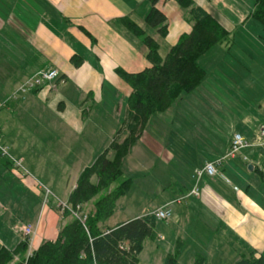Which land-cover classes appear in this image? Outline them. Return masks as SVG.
Wrapping results in <instances>:
<instances>
[{
	"label": "crops",
	"instance_id": "crops-1",
	"mask_svg": "<svg viewBox=\"0 0 264 264\" xmlns=\"http://www.w3.org/2000/svg\"><path fill=\"white\" fill-rule=\"evenodd\" d=\"M193 1L230 32V43L212 49L213 65L209 60L202 61L210 51L200 59L199 64L207 72L206 79L170 110L153 116L124 159L125 177L130 171L129 160L137 173L154 174L151 180L156 187L154 196H162V204L153 206L151 212H148L151 207H144L139 214L121 223L101 227L104 230L114 228L170 205L174 215L167 224L179 230L177 236L171 231L170 247L178 241L183 243L182 249L191 245L197 252L190 264H195L198 256L203 257L206 264L208 258L223 257L221 245L218 246L223 243L227 251L223 260L235 264L250 251L264 250V141L258 135L264 125V28L252 17L255 0ZM157 8L167 18L165 38L146 21L151 9L147 0H0V138L10 157L21 165L17 168L14 161L0 155L2 180L14 177L22 180L20 168L41 174L48 164L54 163L75 172L68 182L72 194L82 172L109 148L127 117L126 101L132 89L116 70L136 74L151 66L147 60L148 49L142 40L117 21L128 17L136 22L159 44L160 55L162 46L169 53L183 34L192 31L188 11L175 0H159ZM73 58L80 59L81 65L75 66ZM209 66L213 68L210 70ZM51 69L58 70L64 80L56 91L43 88L12 96L27 79ZM212 75H215L212 84L207 85ZM105 88L117 90L123 96L122 102L113 104L114 113L117 109L118 116H124L122 122L118 120L120 117L111 119L110 115L98 110L110 100L104 96ZM72 94L75 96L71 99ZM195 102L197 106H192ZM256 105L260 107L259 112L253 109ZM226 106L231 108L230 121L234 129L226 139L218 129L182 130L180 123L185 115L200 112L206 122L205 114L223 112ZM232 107L236 109L233 111ZM50 110L56 116L53 120L46 119L54 122L52 145L44 140V132H39V137L36 131L21 132L9 127L20 114L32 116V111H37L43 116ZM215 118L220 116H214V123ZM176 121L179 126H175ZM157 124L160 126L154 130ZM235 133L251 144L243 151L248 162L241 157L225 160L217 166L220 177L204 175L198 179L196 171L227 155ZM33 138L43 140L37 144ZM189 138L195 139L192 144L186 141ZM34 154L41 158L47 155L44 163L48 164L43 168L41 162L36 164ZM250 165L260 181L248 175L247 172H252ZM31 183L35 187V181ZM195 188L198 195L191 194ZM15 191L13 196H8L9 200L17 196ZM8 194L9 190L0 189V196ZM177 200L181 202L178 204ZM3 202L5 199L0 198V208L3 207L6 216L10 212V217H14L13 210L9 211L10 207L3 206ZM82 208L92 212L94 202ZM57 211L58 215L49 216L46 226L43 220L29 224L37 227L33 251L45 242L55 241L62 227L72 220L65 219ZM7 218L8 221L0 222V232L9 235L5 242L0 240V250L12 251L24 240L22 236L14 242L10 236L12 229L21 231L25 225L13 226V220ZM62 218L65 219L63 224ZM188 226L191 228L187 229ZM220 230L228 236L226 242H219L222 240L218 238ZM237 246L245 253L238 252ZM231 255L233 260L227 261Z\"/></svg>",
	"mask_w": 264,
	"mask_h": 264
},
{
	"label": "trees",
	"instance_id": "trees-1",
	"mask_svg": "<svg viewBox=\"0 0 264 264\" xmlns=\"http://www.w3.org/2000/svg\"><path fill=\"white\" fill-rule=\"evenodd\" d=\"M147 1L151 9L146 21L165 38L168 23L166 16L157 8L159 0ZM175 1L188 11L192 31L183 34L165 58L159 53V44L136 22L128 17L117 21L142 40L148 49L147 60L151 66L136 74L116 70L132 89L127 101V117L109 148L82 172L77 188L68 200L74 208L94 202V210L85 224L73 218L62 227L55 241L43 243L28 259V240H23L12 251L2 248L0 264H139L145 240L158 239L157 219L150 214L114 228L104 230L101 227L114 215L117 201L132 185L133 181L124 176V159L140 140L153 116L170 110L206 79L207 72L199 64L200 59L216 46L229 44L231 40L230 32L193 0ZM252 17L264 28V0H255ZM85 34L91 37L88 32ZM72 62L77 67L81 65L80 59L73 58ZM63 217L69 218L70 214ZM182 247L183 243L178 241L174 254L168 255L165 264H176ZM195 264H204L203 257L198 256ZM235 264H264V250L250 251Z\"/></svg>",
	"mask_w": 264,
	"mask_h": 264
},
{
	"label": "rangeland",
	"instance_id": "rangeland-1",
	"mask_svg": "<svg viewBox=\"0 0 264 264\" xmlns=\"http://www.w3.org/2000/svg\"><path fill=\"white\" fill-rule=\"evenodd\" d=\"M149 26H147L148 28ZM161 56L162 58H165L167 56V49L162 46L161 48ZM213 55L214 51L211 50L206 57L202 59V61H208L213 65ZM207 68H213L212 66H209ZM211 70V69H210ZM211 73V72H210ZM213 73V71H212ZM215 75L211 76V79L209 80L208 84H212V77ZM28 80V79H27ZM207 87V86H206ZM57 90V89H56ZM55 90V91H56ZM15 94V93H14ZM13 96V95H12ZM74 94L70 95L71 99L74 98ZM104 96L110 97V100L105 102L104 105L100 106L98 110L100 112H105L108 115H110L112 118L111 119H118L119 121L122 122L123 115L118 116L117 109H115V113L113 111V104L122 102L123 101V96L117 93V90H113L112 88H105L104 90ZM12 98V97H10ZM106 99V98H105ZM116 101H115V100ZM114 102V103H112ZM127 102V101H126ZM198 102H195L194 104H191L192 106H197ZM243 108V107H241ZM222 109H225L223 112H218L215 115L212 113H207L205 114V121L203 120V115L200 112H197L196 114H190V115H185V119L182 120L181 127L182 130L184 131H197V130H203L206 128H211V129H218L219 131L223 132V139H226V135L231 136L234 133L233 129V124L230 121L231 114L229 113L231 111V108L229 106L223 107ZM236 107H232V110L234 111ZM253 109L256 112L260 111L259 105H256L253 107ZM222 111V110H221ZM34 113L32 116L29 115H24L22 116L21 114L15 121H11L9 123V127L12 130H18L21 132H30L31 131H36L39 136V132H44L45 133V141H50L48 142L49 144L52 145L53 142V136H54V122L53 121H48L46 119H51L53 120L55 115L50 111H47L43 116L39 115L37 111H32ZM118 116V117H117ZM214 116H220V118H215V125L214 123ZM122 117V118H121ZM178 119V117L176 118ZM195 119V120H194ZM0 121H2V118H0ZM98 124H103V122H98ZM231 124V127H229ZM106 125V123H105ZM179 126V122H175V126ZM205 125V126H203ZM8 125H6L7 127ZM159 124L155 125L153 127L154 130H157L159 128ZM40 137V136H39ZM122 140L123 135H122ZM37 144L41 142L43 139L41 138H33ZM25 140H28L25 138ZM194 138H189L186 139L187 142H192L194 141ZM2 142V140H1ZM3 144V143H2ZM45 155L44 157H46ZM112 156V154H110ZM34 161L36 162H41L42 163V168L45 167L48 163H44V157H40L36 154L33 155ZM37 157H40L38 159ZM12 158V157H11ZM38 164V163H36ZM26 169L27 167L23 165ZM129 170L128 171V176L126 178L131 179L132 185L127 192V194L123 197H121L117 203L118 206L115 209L114 215L109 218L108 220L104 221L101 225L103 226H112L115 223H121L124 220H127L130 216L139 214V212L144 208V207H151L148 209V212H151L152 207H158L161 205V199L162 196H154L156 195V187L151 183L153 175H151L150 172H145L142 171L141 173H137L134 171L133 168V162L132 160H129L128 162ZM165 168V167H164ZM28 170V171H27ZM23 169L20 168V172L23 173V179L18 180V178L14 177L10 179H4L2 180L0 178V189L3 190H9L10 194L4 196H0L1 199H5V202H3V206L5 207H10V209L13 210L14 217H10V212L6 216L5 210L0 208V222L1 221H8L9 217L11 220H13V226L14 224L20 225L24 224L29 225V224H36L37 222L43 220V226H46L50 222V215H58V211L60 212V209H57V204L62 203L66 204L68 203V197L70 195V188L71 185L68 186L69 179L72 175L75 174V172L72 169L64 167V165H54V163H50L47 165V168L43 173L38 174L34 170L30 169ZM17 172V171H16ZM248 175L251 176V178H256L258 181H260V177L258 176L257 172H247ZM163 175L166 174V172H162ZM166 180V178H164ZM25 180L29 181L26 182ZM30 181H35V187L34 184H30ZM40 188V189H39ZM16 190V191H15ZM49 191L48 196L46 194V191ZM14 191L16 192V197L15 199H8V196H13ZM70 205V204H69ZM73 207V206H71ZM87 209H81V214L88 217V215L91 213ZM68 213V212H67ZM61 216H64L66 213H61ZM70 214V213H69ZM5 215V216H4ZM69 218H73L71 215ZM18 220V221H17ZM65 219L62 218V224L64 223ZM35 222V223H34ZM61 222V221H60ZM60 224V223H59ZM190 229L191 226H188ZM156 231L158 234H161L163 238L158 237L157 240H151V239H146L144 242L143 246V251L139 256V264H165V260L168 257V255L174 254L175 249L177 247V243H173V247H170L169 242L170 238L169 236L171 234V231H175V236H177L179 230L177 227H172L167 224V222L163 221H157L156 225ZM8 234H4L0 232V240L5 242L6 237H8ZM11 238H14V242L18 241V238H21L22 232L20 231L19 228H13L12 229V235H10ZM231 237V236H230ZM219 240L222 239L219 242L225 241L228 239V236L225 235L223 231L220 230L219 235H218ZM5 240V241H4ZM226 242V241H225ZM218 244V246L221 245V254L223 257L225 254H227L225 251V245ZM213 246V245H212ZM238 252H243L245 251L242 250V248L238 247ZM29 251V249H28ZM27 251V253H28ZM183 251V252H182ZM181 253L178 256L176 264H190L192 256L195 254V249L192 248L191 245H188L185 249H182ZM212 250H210L211 252ZM34 252V251H33ZM32 252V253H33ZM209 252V253H210ZM229 252V251H228ZM234 251H232L233 253ZM26 253V255H27ZM240 253V254H243ZM217 254V253H216ZM230 254V252L228 253ZM248 254V253H246ZM181 255V256H180ZM223 257L219 258L218 255L216 259H210L208 258L206 264H228L225 260H223ZM15 259V261H17ZM228 260H233V256H228ZM231 264V263H229Z\"/></svg>",
	"mask_w": 264,
	"mask_h": 264
},
{
	"label": "built area",
	"instance_id": "built-area-1",
	"mask_svg": "<svg viewBox=\"0 0 264 264\" xmlns=\"http://www.w3.org/2000/svg\"><path fill=\"white\" fill-rule=\"evenodd\" d=\"M64 83V80L61 78V75L58 70L51 69L48 71H41L37 73L34 77L29 78L26 80L22 85L19 87L17 92L13 95L16 96L17 94H27L32 91L41 90L43 88H48L50 91H55L58 88V85ZM259 138L264 141V125H262L259 129ZM264 143V142H263ZM251 144L239 133H235L233 135L231 145L229 148V151L227 155L219 161H216L214 163H208L205 165V167L201 170L196 171V177L198 179H201L204 175H208L210 177H220L218 175L217 166L221 165L225 160L228 159H236L241 157L244 162H248V158L243 154V151L250 148ZM0 155L3 158H8L12 161H14L9 153L8 149L2 144L1 138H0ZM17 165V168L20 167V163L14 161ZM48 193H50L48 190L46 191V194L48 196ZM192 195H198V189L195 188L192 193ZM181 200H177L176 203H180ZM58 208L60 209L61 213H70V215L81 221L83 224H85L87 217L81 214V206H77L76 208L71 207L68 203L62 204L58 203ZM173 210L171 209L170 205H165L164 207L158 209L154 213H152V216H154L158 221L163 222H169L173 218ZM21 232L23 236L28 239L29 242V251L26 255V258L28 259L32 255V245L34 238L36 236L37 227L35 225H28L21 229Z\"/></svg>",
	"mask_w": 264,
	"mask_h": 264
},
{
	"label": "water",
	"instance_id": "water-1",
	"mask_svg": "<svg viewBox=\"0 0 264 264\" xmlns=\"http://www.w3.org/2000/svg\"><path fill=\"white\" fill-rule=\"evenodd\" d=\"M249 170H251V171H252V170H253V166H251V165H250V166H249Z\"/></svg>",
	"mask_w": 264,
	"mask_h": 264
}]
</instances>
